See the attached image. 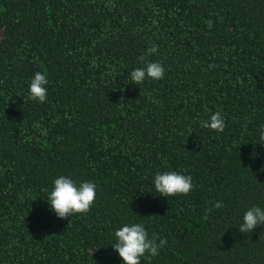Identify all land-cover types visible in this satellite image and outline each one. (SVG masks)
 Returning <instances> with one entry per match:
<instances>
[{
  "label": "trees",
  "instance_id": "obj_1",
  "mask_svg": "<svg viewBox=\"0 0 264 264\" xmlns=\"http://www.w3.org/2000/svg\"><path fill=\"white\" fill-rule=\"evenodd\" d=\"M148 62L163 79L133 84ZM262 126L264 0H0V264H124L135 223L167 241L141 264H264V226L238 230L264 208ZM170 171L189 194L159 196ZM60 176L96 185L87 213L51 210Z\"/></svg>",
  "mask_w": 264,
  "mask_h": 264
},
{
  "label": "clouds",
  "instance_id": "obj_2",
  "mask_svg": "<svg viewBox=\"0 0 264 264\" xmlns=\"http://www.w3.org/2000/svg\"><path fill=\"white\" fill-rule=\"evenodd\" d=\"M158 51L156 46L147 49V55ZM140 62L144 63L146 56H141ZM164 67L157 62H148L144 67L136 68L130 72L133 84H142L146 79L161 80L164 77ZM48 79L46 74L36 72L31 79L29 86V99L44 103L47 99L48 89L46 85ZM200 126L222 133L225 129V120L220 111L210 115L209 119L201 121ZM260 140L264 141V126L260 130ZM264 144V143H261ZM264 172V168L261 169ZM191 176H186L175 171L157 173L154 177L155 191L161 197L168 198L177 195H187L193 189ZM96 198V185L93 182H83L77 184L70 178L60 176L54 181V188L48 195V204L55 215L60 219L72 217L73 214L87 213ZM215 208L223 207L221 202L214 204ZM207 219V215L204 217ZM264 226V208L254 206L249 208L243 216V221L239 225V232L243 234L252 233L257 227ZM264 238L261 233L260 239ZM116 242L112 248L119 254L124 264H141V257L148 254L155 257L159 254V249L166 245V240L157 243L156 237H149L145 227L135 223L124 225L115 232Z\"/></svg>",
  "mask_w": 264,
  "mask_h": 264
}]
</instances>
